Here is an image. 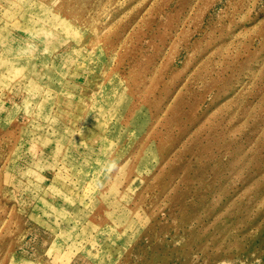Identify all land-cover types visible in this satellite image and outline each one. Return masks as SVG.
<instances>
[{"label": "rangeland", "instance_id": "obj_1", "mask_svg": "<svg viewBox=\"0 0 264 264\" xmlns=\"http://www.w3.org/2000/svg\"><path fill=\"white\" fill-rule=\"evenodd\" d=\"M0 264H264V0H0Z\"/></svg>", "mask_w": 264, "mask_h": 264}, {"label": "bare ground", "instance_id": "obj_2", "mask_svg": "<svg viewBox=\"0 0 264 264\" xmlns=\"http://www.w3.org/2000/svg\"><path fill=\"white\" fill-rule=\"evenodd\" d=\"M17 52V51H16Z\"/></svg>", "mask_w": 264, "mask_h": 264}]
</instances>
